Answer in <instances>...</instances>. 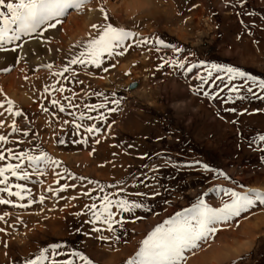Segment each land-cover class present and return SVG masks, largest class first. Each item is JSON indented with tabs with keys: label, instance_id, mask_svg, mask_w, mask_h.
Returning a JSON list of instances; mask_svg holds the SVG:
<instances>
[{
	"label": "rangeland",
	"instance_id": "1",
	"mask_svg": "<svg viewBox=\"0 0 264 264\" xmlns=\"http://www.w3.org/2000/svg\"><path fill=\"white\" fill-rule=\"evenodd\" d=\"M129 2L91 0L83 11L69 10L63 24L45 32L40 44L31 39L23 50L0 51V102L4 103L0 134L10 141L0 143L6 156L0 166L22 163L30 179L16 180L9 174L10 182L30 188L36 201L41 194L46 197L42 204L27 208L0 205V214L10 213L7 224L0 221V228L6 229L0 232V264H22L51 243L65 245V252L82 251L94 264H127L156 226L193 207L198 198L211 207H222L228 197L221 188L264 191V142L251 143L252 137L264 134V100L250 97L225 103L229 95H235L227 88L219 99L192 90L199 83L193 74L206 75L211 64L239 68L264 79V0H244L242 7L238 0H141L136 11L127 9ZM101 6L109 13V22L139 33V39L150 38L152 43L137 47L132 41L133 47L124 56L106 59L101 68L76 64L64 76L54 75L83 50L80 45L89 34H98L91 25L104 23ZM92 10L95 15L90 18ZM155 38L183 51L163 48L157 52ZM161 57L186 59V67L200 61L205 65L185 75L174 66L161 68ZM217 75L224 77L223 82L216 81L219 87L210 82L205 91L215 94L224 87L227 74L213 72V79ZM232 84L244 85L245 80L237 78ZM61 86L65 91H56ZM248 86L264 95L250 82ZM241 94H246L243 89ZM52 99L65 111L60 112ZM7 100L13 102V112L20 111L22 116L5 111ZM100 104L106 107H87ZM229 108L236 112L226 111ZM102 115L106 119H99ZM13 120L20 132H12ZM73 122L82 127L75 129ZM93 124L100 132H85V126ZM82 138L86 144L75 142ZM8 148L16 156L46 152L58 165L45 168L41 164L45 174L38 175L27 160L8 159ZM204 164L211 170H205ZM219 172L230 178L218 176ZM65 184L69 187L55 194ZM48 187L54 192H48ZM105 194L143 202L151 210L122 213L124 222L115 225V234L99 223L96 227L102 231L95 232L86 223L91 214L85 206L95 203L99 207ZM217 227L214 236L198 249L185 251V264H264V205L257 203ZM66 258L70 257H57Z\"/></svg>",
	"mask_w": 264,
	"mask_h": 264
},
{
	"label": "snow or ice",
	"instance_id": "2",
	"mask_svg": "<svg viewBox=\"0 0 264 264\" xmlns=\"http://www.w3.org/2000/svg\"><path fill=\"white\" fill-rule=\"evenodd\" d=\"M240 6H243L244 0H238ZM91 0H0V51H12L16 52L17 48L23 50L24 44L28 43L29 40L35 39L37 44H40V38L49 29H56L58 25H62L64 18L70 14L69 10L83 11L85 5L90 4ZM233 7L237 6L233 3ZM100 12L103 14L104 23L92 24L91 27L97 30V35L92 37L89 34V39L82 42L80 47L83 49L77 54L73 55L68 61V64L63 66L62 70L54 73L57 76H64L65 73L69 72L70 65L79 64L81 66H93L95 68H101L106 59H112L118 56H124L128 49L133 47L132 41L135 42L137 47H141L152 43L150 38L139 39V33L127 29L125 27L114 25L109 22V13L100 7ZM247 15H253V13H246ZM243 23V21H241ZM25 38H28L27 40ZM22 43H17L21 42ZM8 45H14L9 49ZM153 47L159 52L163 48H171L173 52H182L183 49L176 48L170 44H167L163 39L155 38ZM152 49L150 48L149 51ZM50 51V49H46ZM163 63L160 67H164L165 64L174 66L180 70H183L184 74L194 73V69H198L205 65L204 61L199 63H191L186 67V59H165L160 58ZM45 67L51 69L53 64H47ZM115 67V65H112ZM11 69L5 68L3 71H10ZM103 71L107 72L108 68L104 67ZM207 74H201L195 72L192 76L193 80L199 83L192 89L196 94H203L210 99H219L220 92H223L225 88L230 93L235 95H229L224 102L235 103L236 100H245L251 98L264 100V95H260L253 90L252 86H248L249 82L260 89V92L264 93V79L258 80L257 77L252 76L239 68L235 67H224L217 64H211L206 67ZM213 72L219 73L224 72L227 74V83L224 87L219 88V92L215 94L205 91V86L219 87L216 81L223 82L224 77L215 76L213 79ZM237 78H243L245 80L244 85L237 86L232 84V81ZM82 83V81H80ZM231 85V87H229ZM242 89L246 94H241ZM47 92L48 89L45 88ZM56 91L63 92L65 88L61 86ZM102 95V93H96ZM68 99V97H65ZM8 108L5 109L10 115L15 117L22 116L20 111L13 112V102L11 100L6 101ZM119 104V100L114 101ZM51 103L59 108L60 112L65 111V107L56 99H52ZM69 107H72L69 104ZM92 110L97 108H105V104L100 105H89L87 106ZM0 108H4V103L0 102ZM43 111L47 112V108H43ZM116 111L115 108L110 109ZM229 112H236L235 108L226 109ZM247 109H245V112ZM257 111H260L259 109ZM243 114V113H241ZM0 115H4L0 112ZM80 119H84V114H80ZM93 119V117H88ZM99 119H106L103 115ZM68 123V121H65ZM236 123V121H233ZM74 128L79 130L82 125L73 122ZM4 126V121H0V128ZM13 133L20 132L21 129L18 127L15 120L10 125ZM85 132L87 133H99L100 129L95 124L91 126H85ZM78 134V132H77ZM24 135H28L24 132ZM63 143V141H60ZM77 143H87L86 139L75 141ZM99 143V140L96 141ZM264 142V134H258L251 138V143ZM0 143H10L9 138L5 135L0 134ZM7 158L10 160L23 159L29 162L38 175H44L45 172L40 168L43 164L45 168L50 165H58L57 161H54L46 152H42L39 156L31 155L26 152H22L19 156L13 154L11 148L7 149ZM6 159L4 151H0V161ZM196 163H199L197 161ZM180 167V165H176ZM205 170L209 169L207 164H204ZM16 178V180L28 181L30 179V173L24 169L22 163H7L4 166H0V205H11L14 208H27L33 203H43L45 196L40 195L39 201L32 199V190L27 188L24 184L11 183L10 176ZM59 175V174H58ZM218 176H223L225 179L230 177L223 172H219ZM59 183V181H57ZM91 183V181H90ZM69 185H63L59 190L55 191V194H59L61 191H65ZM240 187H243L241 185ZM15 189V191H13ZM215 191V189H212ZM48 192H54L52 187H48ZM123 191V189H122ZM220 191L228 197V200L223 202L222 207H211L205 203L204 199L198 198L197 203L184 212L177 213L173 218L164 221V224H160L154 228L142 241V246L136 252L135 256L127 261V264H185L186 257L185 251H191L198 249L201 246V242L207 241L210 237L218 231V225L223 222L230 221L233 217H238L242 212H247L252 207L256 206L257 203L264 205V191L257 188H248L246 191H237L233 188H221ZM85 196H90L89 192L83 193ZM137 196L147 197V193H136ZM153 195H159V192L153 193ZM12 197H16L17 201L28 200V203H18L14 201ZM77 197H70L69 199H76ZM102 203L97 206L93 203L86 205L90 212V219L86 223L93 225V231L101 232L100 227H96V224H102L106 226V230L115 234V225H123L122 213H134L137 209H144L150 211L143 202L130 201L127 198L112 199L109 195L105 194L100 197ZM113 208L117 209L116 212ZM76 215H81L77 213ZM120 215V219L117 216ZM10 216V213L5 211L0 214V221L7 224L6 217ZM140 219V217H137ZM6 229L0 228V232H5ZM79 231V229H78ZM87 235V233H86ZM117 240L119 237H116ZM99 239H107L105 236H100ZM5 247L7 244L5 243ZM65 245L61 243H51L43 247L34 259L25 258L22 264H76V261H82L83 264H94V262L79 250H70L65 252L63 249ZM68 256L70 258L57 259V257Z\"/></svg>",
	"mask_w": 264,
	"mask_h": 264
},
{
	"label": "bare ground",
	"instance_id": "3",
	"mask_svg": "<svg viewBox=\"0 0 264 264\" xmlns=\"http://www.w3.org/2000/svg\"><path fill=\"white\" fill-rule=\"evenodd\" d=\"M142 2H141V0H130V2L129 3H127V9L130 11H136V9H138V7H140L142 4H141ZM141 4V5H140ZM86 9V8H85ZM127 10V11H128ZM96 11V10H95ZM94 15H95V12H94V10H92L91 11V13H90V15H89V17L90 18H92V17H94ZM88 17V18H89ZM87 23V22H86Z\"/></svg>",
	"mask_w": 264,
	"mask_h": 264
},
{
	"label": "water",
	"instance_id": "4",
	"mask_svg": "<svg viewBox=\"0 0 264 264\" xmlns=\"http://www.w3.org/2000/svg\"><path fill=\"white\" fill-rule=\"evenodd\" d=\"M135 85H136V84L134 83V84L130 85V87L133 88V87H135Z\"/></svg>",
	"mask_w": 264,
	"mask_h": 264
}]
</instances>
